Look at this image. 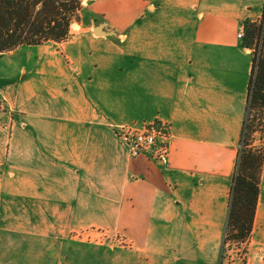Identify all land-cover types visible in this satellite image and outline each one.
Returning <instances> with one entry per match:
<instances>
[{
  "label": "crops",
  "instance_id": "1",
  "mask_svg": "<svg viewBox=\"0 0 264 264\" xmlns=\"http://www.w3.org/2000/svg\"><path fill=\"white\" fill-rule=\"evenodd\" d=\"M263 6L86 0L79 34L0 53V264H221L254 56L237 33ZM169 17L192 26L181 60L141 47ZM152 121L166 156L131 155L116 127ZM263 192L264 162L244 264H264Z\"/></svg>",
  "mask_w": 264,
  "mask_h": 264
},
{
  "label": "trees",
  "instance_id": "2",
  "mask_svg": "<svg viewBox=\"0 0 264 264\" xmlns=\"http://www.w3.org/2000/svg\"><path fill=\"white\" fill-rule=\"evenodd\" d=\"M82 2L0 0V53L21 45L66 40L71 24L79 17ZM243 26L241 44L253 49L254 56L241 130L242 147L233 175L223 244L247 242L252 231L264 162V9L260 20L246 19ZM254 132L260 134V148L248 147Z\"/></svg>",
  "mask_w": 264,
  "mask_h": 264
},
{
  "label": "rangeland",
  "instance_id": "3",
  "mask_svg": "<svg viewBox=\"0 0 264 264\" xmlns=\"http://www.w3.org/2000/svg\"><path fill=\"white\" fill-rule=\"evenodd\" d=\"M85 1L86 0H83L82 4H84ZM86 15H87L86 12H79L78 19H76L72 23L73 26L70 28L69 35L71 33L72 35H75L76 32L77 34L80 33L77 22L79 23L81 18L85 19ZM145 15L165 17L170 15V13H166L165 9L154 5L151 6L149 9H147ZM261 18H262V14L258 20H260ZM169 19L170 22L164 20L163 18H158L154 21H150L151 23L147 24L148 25L147 28L146 26L138 28L137 31L139 33L138 35H141L140 36V40H141L140 43L142 42L141 47H145V43L151 42L150 44L153 47H156L157 51H165V50L172 51L170 52V54L173 57L174 61L178 59L181 60L183 58L182 56L184 49L188 47L190 48L189 41H190V36L192 35V26L191 24L184 25L182 23H179L178 20L175 21V19L173 20V18L170 17ZM243 35H244V26H243ZM121 47L127 49V48H131L132 45L130 42H126L124 44H121ZM1 139H3V136L0 135V140ZM249 142L250 145L248 147L260 148L261 139L259 132H254ZM241 147L242 144L239 142V150ZM236 167H237V163L235 166V172H236ZM223 238H224V233L222 237V246H221V253L223 249V257H221V261H220L221 264H244L245 256L247 253L248 240L246 243L243 244L227 243V242L223 244ZM263 261H264V255H263Z\"/></svg>",
  "mask_w": 264,
  "mask_h": 264
},
{
  "label": "built area",
  "instance_id": "4",
  "mask_svg": "<svg viewBox=\"0 0 264 264\" xmlns=\"http://www.w3.org/2000/svg\"><path fill=\"white\" fill-rule=\"evenodd\" d=\"M237 36L243 37V28L239 29ZM115 134L133 156L145 154L163 159L167 154L169 132L164 122L152 121L139 126L121 125L116 127ZM117 239L121 242L125 240L121 235H117Z\"/></svg>",
  "mask_w": 264,
  "mask_h": 264
},
{
  "label": "water",
  "instance_id": "5",
  "mask_svg": "<svg viewBox=\"0 0 264 264\" xmlns=\"http://www.w3.org/2000/svg\"><path fill=\"white\" fill-rule=\"evenodd\" d=\"M101 25L102 24L94 25L93 30H94L95 34H97V32H99V29L101 28Z\"/></svg>",
  "mask_w": 264,
  "mask_h": 264
}]
</instances>
